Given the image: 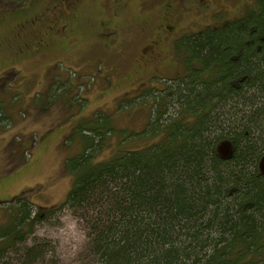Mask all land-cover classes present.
I'll list each match as a JSON object with an SVG mask.
<instances>
[{
    "label": "trees",
    "instance_id": "1",
    "mask_svg": "<svg viewBox=\"0 0 264 264\" xmlns=\"http://www.w3.org/2000/svg\"><path fill=\"white\" fill-rule=\"evenodd\" d=\"M176 46L183 73L151 87L139 132L119 130L144 146L98 159L117 129L84 124L62 203L0 202V264H62L36 228L63 208L86 229L75 264H264V0Z\"/></svg>",
    "mask_w": 264,
    "mask_h": 264
},
{
    "label": "rangeland",
    "instance_id": "2",
    "mask_svg": "<svg viewBox=\"0 0 264 264\" xmlns=\"http://www.w3.org/2000/svg\"><path fill=\"white\" fill-rule=\"evenodd\" d=\"M115 1L69 0L59 6L57 0H0V107L6 116L0 119V202L25 193L40 207L62 203L73 181L64 160L84 143V124L117 129L101 140L98 159L119 146L146 144L141 133L124 138L119 130L139 132L155 93L145 84L183 73L184 61L174 46L168 50L177 62L172 69L157 60L151 65L155 73L168 70L167 77L146 79L150 71L134 60L140 42L135 31L147 17L159 18L165 0H118L127 5L119 14ZM178 1L189 9L182 30L216 26L254 6V0ZM103 23L117 29L113 49L102 44L113 36L102 30ZM58 24L68 28L59 33ZM163 38L166 46L168 36ZM142 87L145 96L139 94ZM36 234L56 245L62 264L77 263L86 250L84 223L67 208Z\"/></svg>",
    "mask_w": 264,
    "mask_h": 264
},
{
    "label": "flooded vegetation",
    "instance_id": "3",
    "mask_svg": "<svg viewBox=\"0 0 264 264\" xmlns=\"http://www.w3.org/2000/svg\"><path fill=\"white\" fill-rule=\"evenodd\" d=\"M57 2L59 6H61V5H67L69 0H57ZM201 4H205V2L203 1ZM126 8L127 5L119 4L118 0L115 1V14H119L122 10ZM188 10L189 9L186 7V5L182 4L178 0H168V1L165 0L163 1L161 8L157 12L159 18L154 20L151 19V17L149 16L147 17L146 21L139 24V26L137 27L135 31V36H137L140 39V42H139L138 57L135 58L134 60H136L137 63L140 65L141 70L148 69L150 71L147 74L146 79H152L154 77L166 78L167 74H165V72H167L168 70L162 73H155L152 71L151 65L154 62V60H157L162 65L167 66V69H172L173 66H175V63L177 64V62H175L173 58L169 56L168 50L175 46L177 51H175L174 53H176V57L178 58L180 52L176 46V42L180 38L186 36L187 34H190L191 32L204 28L202 27L197 29L191 28L190 30H182V22L184 21V18L187 15ZM198 16H202V15L198 14ZM192 23H196V22H192ZM131 26L132 25L128 22L127 27H131ZM101 27L102 30H105V32H107L108 34L109 33L113 34L112 38L108 39V41L106 42L103 40L102 44L106 49L107 48L113 49L115 47L113 43L115 40L114 37L116 38V35L118 34L116 33L117 29L116 30L112 28L109 29L110 27H107V25L104 23L102 24ZM67 28H68V24L67 26L64 24H60L57 30L60 33L61 31L64 32ZM52 29L53 28L51 27L49 28V35H52L55 32V28L53 30ZM166 36H168V41L166 42V46H165L163 37ZM38 46L41 48H45V45L42 44V42L40 43L38 42ZM170 78H166V79L168 80ZM142 81L143 80H141V83ZM145 85L153 87L157 85V83L153 84L152 82L150 84H145ZM143 89L144 87L141 88V91Z\"/></svg>",
    "mask_w": 264,
    "mask_h": 264
}]
</instances>
